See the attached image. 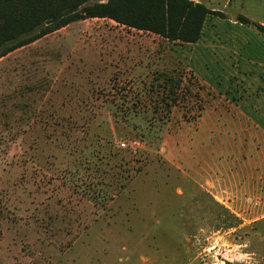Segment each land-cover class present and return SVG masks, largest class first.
<instances>
[{
    "label": "rangeland",
    "instance_id": "1",
    "mask_svg": "<svg viewBox=\"0 0 264 264\" xmlns=\"http://www.w3.org/2000/svg\"><path fill=\"white\" fill-rule=\"evenodd\" d=\"M199 1L196 43L88 18L0 58V264H264V0Z\"/></svg>",
    "mask_w": 264,
    "mask_h": 264
},
{
    "label": "trees",
    "instance_id": "2",
    "mask_svg": "<svg viewBox=\"0 0 264 264\" xmlns=\"http://www.w3.org/2000/svg\"><path fill=\"white\" fill-rule=\"evenodd\" d=\"M210 15L228 17L195 0H0V58L88 18H109L172 41L196 43ZM237 18L264 36L263 24Z\"/></svg>",
    "mask_w": 264,
    "mask_h": 264
},
{
    "label": "crops",
    "instance_id": "3",
    "mask_svg": "<svg viewBox=\"0 0 264 264\" xmlns=\"http://www.w3.org/2000/svg\"><path fill=\"white\" fill-rule=\"evenodd\" d=\"M195 1H199V0H195ZM200 2H202V1H200ZM203 3H204V2H203ZM220 11H223V10H220ZM223 12H224V11H223ZM224 13H226V12H224ZM226 15L228 16L227 13H226ZM239 15H243V14H238L237 17H238ZM244 16H245V15H244ZM218 18H220V17H218ZM227 18H229V16H228ZM227 18H224V19H227ZM247 18H248V17H247ZM249 19H250V18H249ZM237 21H238V18H237ZM238 22H239V21H238ZM258 23H259V22H258ZM260 23L264 25V20H263L262 22H260ZM239 24L244 25V24H242V23H240V22H239ZM246 26H248V25H246ZM263 115H264V114H263ZM263 115H262V116H263ZM263 118H264V117H263ZM261 122L264 124V120H262Z\"/></svg>",
    "mask_w": 264,
    "mask_h": 264
}]
</instances>
